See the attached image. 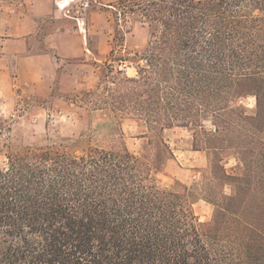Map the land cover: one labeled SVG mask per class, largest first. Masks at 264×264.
Wrapping results in <instances>:
<instances>
[{
  "label": "trees",
  "instance_id": "1",
  "mask_svg": "<svg viewBox=\"0 0 264 264\" xmlns=\"http://www.w3.org/2000/svg\"><path fill=\"white\" fill-rule=\"evenodd\" d=\"M109 6L118 26L146 27L148 41L120 58L113 48L96 88L75 102L137 122L142 152L123 132L106 142L95 131L27 144L10 137L0 160V264H264V0ZM248 97L252 108L241 103ZM174 127L208 155L198 194L159 183ZM197 195L214 206L209 221L194 210Z\"/></svg>",
  "mask_w": 264,
  "mask_h": 264
},
{
  "label": "rangeland",
  "instance_id": "2",
  "mask_svg": "<svg viewBox=\"0 0 264 264\" xmlns=\"http://www.w3.org/2000/svg\"><path fill=\"white\" fill-rule=\"evenodd\" d=\"M115 1L0 0L1 161L10 137L27 144L40 142L48 134L77 137L91 131H95L97 142L123 132L131 151L142 152L146 139L141 137L143 128L137 122L117 123L110 111L75 102L76 95L96 88L102 65L113 48L120 58L128 50L131 54L142 51L148 41V30L141 23L116 24L109 8ZM11 25L12 32L8 31ZM41 52L48 54V61H26L21 68L17 65L19 57ZM115 66L128 75L136 73L130 61H116ZM241 103L252 108L255 98H243ZM165 138L173 156L158 175L160 185L175 189L187 186L198 194L209 168L207 153L193 149L192 135L185 128L167 129ZM237 163L234 157L225 162L229 171ZM222 189L230 194L232 188L226 184ZM197 196L194 210L201 221H209L214 206Z\"/></svg>",
  "mask_w": 264,
  "mask_h": 264
},
{
  "label": "crops",
  "instance_id": "3",
  "mask_svg": "<svg viewBox=\"0 0 264 264\" xmlns=\"http://www.w3.org/2000/svg\"><path fill=\"white\" fill-rule=\"evenodd\" d=\"M16 28H19V26H16ZM14 30V27L13 25L9 26L8 27V31H13ZM36 30H34L33 32H28L27 34L29 35L30 33H35ZM9 33V32H8ZM11 35V34H9ZM10 39L8 36H7V40ZM48 54L46 53H39L37 55H28V56H24V57H19V59H17V65L21 68L23 67L24 63H27V62H34V61H48ZM27 61V62H26ZM49 61L51 62L50 58H49Z\"/></svg>",
  "mask_w": 264,
  "mask_h": 264
}]
</instances>
